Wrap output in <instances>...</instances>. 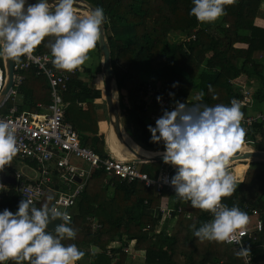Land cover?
Wrapping results in <instances>:
<instances>
[{"label": "trees", "instance_id": "16d2710c", "mask_svg": "<svg viewBox=\"0 0 264 264\" xmlns=\"http://www.w3.org/2000/svg\"><path fill=\"white\" fill-rule=\"evenodd\" d=\"M83 1L104 10L106 19L103 26L111 66L135 149L163 151L162 144L150 142L151 134L146 128V125L154 124L142 111L145 96L139 95L138 86L144 82V76L150 77L149 82L169 88L174 93L173 104L177 100L208 106L228 104L230 100L241 97L231 84L240 79H245L248 86L255 83L251 89L254 107L264 103V29L253 24L257 17L256 10L250 6L253 0H235V3L226 5L221 24H217V20L200 23L190 16L191 0ZM77 15L81 14L78 12ZM211 25L218 36L209 32ZM172 33L185 37L194 34V40L173 41L170 38ZM51 39L46 37L32 52L50 55L47 41ZM236 44H243L245 48L236 50ZM94 49L99 55L98 44ZM259 54H262L261 58L257 57ZM81 69L71 76L66 91L62 93L67 104L65 116L75 130L90 134L87 142L78 135L80 142L92 148L100 158H106L108 147L105 134L99 133L101 119L96 107L102 100L104 104L103 82L102 89L89 85L84 75L90 70L87 67ZM174 82L177 86L173 88ZM46 88L45 78L36 75L34 68H29L17 90L22 97L19 112L32 110L37 103L48 104ZM124 97L126 104L123 103ZM11 101H6L4 113L12 105ZM241 111L248 114L247 108ZM263 129L264 121H261L248 132L247 137H253L254 150L264 151V138L254 137ZM29 164L35 166L34 163ZM161 164H141L140 170L155 178ZM8 169L6 165L0 171V185L6 188L0 192V210L7 207L15 211L20 198L14 184L8 185L1 179V173ZM174 171L175 168L170 169V177ZM104 178L102 170L91 174L76 200L70 221L76 237L62 241L75 243L84 251L83 263L79 260L76 264H139V259L143 264H245L243 258L224 242H201L192 235L190 226L198 228L211 218L206 211L193 208L189 202L180 201L165 189L158 195L154 188H146L139 181L121 182L118 179H113L112 185L108 186L104 184ZM237 182V189L231 196L222 198V202L229 207L235 204L245 212V205L257 210L262 229L245 238L244 247L250 251L251 264H264V164L248 162L242 181ZM165 204L173 208L174 224L171 226L167 225V220L161 223L158 209ZM92 222L98 224L97 229L92 230ZM147 225L150 229L144 230ZM125 248H129V252Z\"/></svg>", "mask_w": 264, "mask_h": 264}, {"label": "clouds", "instance_id": "9594fccd", "mask_svg": "<svg viewBox=\"0 0 264 264\" xmlns=\"http://www.w3.org/2000/svg\"><path fill=\"white\" fill-rule=\"evenodd\" d=\"M235 0H191L189 15L200 23H212L226 14V5ZM100 6L77 15L74 0H0V60L20 63L46 37L51 64L57 70L72 73L88 60L97 46L105 22ZM176 82L172 87H176ZM211 87V86H209ZM174 93L169 92V96ZM202 95V94H201ZM199 99V97H198ZM158 103L161 97H156ZM241 105L232 99L228 104L212 106L175 101L171 110L146 125L152 143L162 144L158 151L165 164L175 168L165 182L174 195L193 208L207 211L211 218L192 235L199 241L235 242L242 245L238 232L247 224L248 214L237 205L222 202L237 189V177L228 169L229 161L244 136ZM18 151L17 136L11 121L0 119V171ZM241 182V181H240ZM239 182V183H240ZM60 218L54 229L46 226ZM71 216L55 206L36 207L29 198L18 201L15 211L0 210V264H76L85 255L75 243L76 231ZM250 251L240 246L235 253L247 257Z\"/></svg>", "mask_w": 264, "mask_h": 264}, {"label": "built area", "instance_id": "2783aa9c", "mask_svg": "<svg viewBox=\"0 0 264 264\" xmlns=\"http://www.w3.org/2000/svg\"><path fill=\"white\" fill-rule=\"evenodd\" d=\"M184 39L186 41L194 40V34ZM31 67L36 70V75L45 78L49 102L46 105L37 103L35 109L19 112L18 102L16 101L17 90L24 80V73ZM13 70V86L7 97L0 103V119L12 122L18 147L15 156L28 161L29 169L36 173L35 177H30L20 171L12 173L14 189L20 200L23 197L29 198L36 207H40L42 204L55 206L61 211H67L72 217L73 214L69 212V209L75 206L76 200L83 192L88 179L95 170L104 172L103 182L108 186L112 185L113 179H118L121 182L139 181L146 188H154L158 195L163 189L174 193L173 187L165 182V178H170V169H174L169 164L166 165L170 168L164 166L165 163L161 162L156 177L150 178L147 173L136 167L141 165L140 163H134L129 158L125 160L118 159L109 150L106 158H100L92 148L80 145L78 133L66 119L67 104L63 101L62 93L66 91V85L71 76L82 71L81 67L72 73H65L51 65L49 54H34L31 52L26 58H22L20 63L14 62ZM5 81V62L0 60V92ZM231 84L241 95L240 98L235 99L241 105V110L243 108L252 109L255 100L251 89L238 81H233ZM138 88L139 95L145 96L142 111L150 123L154 124L155 119L162 114V108L171 110L174 107L172 96H169L171 90L166 86L144 81ZM158 95L161 97L160 103L156 100ZM9 99L12 100V105L7 109V113H4L5 103ZM186 105L191 106L193 104L186 102ZM261 121H264V113L243 114L241 125L244 129V136L239 144L244 145L249 130L254 124ZM72 158L85 161L88 164V169L84 170L74 165L71 162ZM29 163H34L35 166ZM76 179L79 181L77 182ZM242 179H237V181H242ZM244 208L248 214V221L242 229L237 230L244 233L239 237L242 240V245L235 242H224L233 249L234 253L238 251L240 246H244L245 238L262 229V221L257 210L246 205ZM158 211L162 216V224L166 220H174L172 218L173 208L166 206V204L161 205ZM207 214L211 217L209 212ZM97 228L98 224L92 222V230ZM149 229V225L144 228V230ZM125 251L129 252V248H125ZM132 256L134 257V255ZM242 258L245 264H251L249 255Z\"/></svg>", "mask_w": 264, "mask_h": 264}, {"label": "water", "instance_id": "95a60500", "mask_svg": "<svg viewBox=\"0 0 264 264\" xmlns=\"http://www.w3.org/2000/svg\"><path fill=\"white\" fill-rule=\"evenodd\" d=\"M29 3H36L37 0H28ZM90 8H93L89 3L83 0H74V11L78 14V11L84 10L88 11ZM98 44V51L99 56L101 58V76L103 82V90H104V102L107 111V120L112 125L113 133L115 134L117 140L127 146L129 151L134 155L132 158H129L134 163H155V162H163L161 157L155 156L154 158L147 159L146 161H142L138 159V155L134 150L126 143L125 138L123 137V133L121 130V123H120V113L117 103L113 99V87L116 85L115 83V75L114 71L111 66V56H110V49L108 43L105 38L104 33V26H101L100 29V38L97 42ZM5 62V72H6V81L4 84L3 89L0 92V103L4 100L10 89L13 86V78H14V70H13V61L4 60ZM238 161H248V162H259L264 164V151H257V150H249V152H239L235 150L233 153V158L229 161L228 167L233 162ZM248 166V165H247ZM2 180L8 184H14V179L11 177H5L4 173L1 174ZM78 182L79 180L76 179ZM60 219L56 218L54 221H51L46 227L49 230L54 229L56 224H59Z\"/></svg>", "mask_w": 264, "mask_h": 264}, {"label": "rangeland", "instance_id": "374dc122", "mask_svg": "<svg viewBox=\"0 0 264 264\" xmlns=\"http://www.w3.org/2000/svg\"><path fill=\"white\" fill-rule=\"evenodd\" d=\"M83 11L84 10H80L78 12L81 15H83V14H85ZM222 20H223V16L222 17H219L217 19V24H221L222 23ZM226 26L227 25H224V27H226ZM209 32L212 33L213 35L218 36V34L215 31V28H214L213 25L209 26ZM170 38L173 41H180V40L184 39L185 36L179 35V33H172L170 35ZM88 57H89L88 60H86L85 63L80 66L82 68L83 67H87L90 70V73H87V74L84 75V80L89 85H91V86H93V87H95L97 89H102V76H101V66H100L101 58L96 53V49H92L88 53ZM258 58H261V57H258ZM142 80L143 81H148V80H150V77L149 76H144ZM238 82H240V81H238ZM240 84L244 85L245 87H247L249 89H252L253 88L252 85H254V83H253V84H251V86H248L244 80L241 81ZM113 88H114L113 89V99L117 103L118 108H119L120 123H121V130H122V133H123V137L124 138L126 137V138L130 139V141L134 142V140L130 137L129 132L127 130V126H126L127 125L126 124L127 122H126L125 112L123 111V109L120 106V98H119V94H118V90L116 88V85H114ZM125 100H126V98L124 97V99H123L124 102L123 103L126 104ZM102 101H100L99 102L100 104H97L96 107H97L98 118L101 119L100 120V123H98V125H99V131L105 134V141H106V137H107L108 131H109L110 128L112 129V125L107 120V111H106V107H105V102H104V104H102L101 103ZM260 106L261 107H257V109H255L254 111L261 110L262 112H264V103H261ZM247 112L250 113L252 111H251V109H248ZM76 132L78 133V135L80 137H83L82 138L83 140H85L86 142L89 141V139H90V134L89 133L84 132V130H79V129H76ZM258 138H264V129L262 130V133L255 135V139H258ZM252 141H253V137L250 135V138L247 137V141L244 142V145H242V144H239V145H242V147H244V150L243 151H247L246 149H248V150H254L253 149V142ZM79 142H80V140H79ZM80 145L85 146L81 142H80ZM71 162L74 165H76L79 168H81V169H84V170L88 169V164L85 161H83V160L72 158ZM239 164H246V165H248V161H238L234 165H230L228 167V169L232 172L234 166L239 165ZM7 166L9 168L13 169V170H19V171H21L23 173H28V174H30V176H32V172L29 169L30 168L29 165H27V163L24 160L20 159V158L14 157V159L11 160L10 163H9V165H7ZM164 166H167V165L165 164ZM136 167L140 169L141 166L140 165H137ZM247 168H248V166H247ZM247 168H246V170H247ZM246 170H245V172H246ZM4 190H6V188L3 185H0V192H4ZM69 212L71 214H74V212H75V206L71 207L69 209ZM172 224H174V222H168L167 225L168 226H171ZM138 254L140 255V258H141L142 253L140 252ZM83 259L84 258L82 257L81 258V260H82L81 262L82 263H83ZM135 262L137 263L136 260H135ZM139 264H143L141 259H139Z\"/></svg>", "mask_w": 264, "mask_h": 264}, {"label": "crops", "instance_id": "0c3cea01", "mask_svg": "<svg viewBox=\"0 0 264 264\" xmlns=\"http://www.w3.org/2000/svg\"><path fill=\"white\" fill-rule=\"evenodd\" d=\"M250 6L254 9V10H256V12H257V17H255V19H254V21H253V24H254V26L255 27H258V28H261V29H264V0H253V1H251L250 2ZM235 49L236 50H239L240 48H245V46L243 45V44H236L235 46ZM257 57H262V54H259ZM245 81V79H240L239 81L241 82V81ZM252 84L254 83V82H251ZM255 84V83H254ZM252 87H254V85H252ZM21 99H22V97L19 95V94H17V97H16V101L18 102V107H19V105H21ZM261 104H257L256 106H255V108L253 107V109H251V111L252 112H250V113H248V114H254V113H256L257 111H254L255 109H257V107H261L260 106ZM33 109H35V107L33 108ZM32 109V110H33ZM25 110H29V109H24L23 111H25ZM248 110V109H247ZM258 111H261V110H258ZM99 123H100V121H99ZM99 126V125H98ZM99 133H101L100 131H99ZM111 135L115 138V141L113 142L116 146H118L119 148H120V152H116V153H118L120 156H122L123 158H129V157H131L133 154L129 151V149L127 148V146H119L121 143L117 140V138H116V136H115V134H112L111 132L109 133V137H110V139H111ZM255 137V136H254ZM125 140H126V143L134 150V152H136V154L137 155H139V156H141V155H143V156H146V155H148V154H151V153H154V152H152V151H149V152H147V151H140V150H137V149H135L132 145H131V141H129L130 139H128V138H126L125 137ZM109 143H110V140H109ZM112 146H113V144H112ZM113 150V149H112ZM114 152H115V150H113ZM139 151V152H138ZM12 170V171H11ZM13 171H19V170H13V169H8V170H6V171H4L3 173H4V176L5 177H11L12 178V173H13ZM21 172V171H20ZM32 172V176H30V174H28V173H25V174H27L28 176H30V177H35L36 176V173L35 172H33V171H31ZM23 173V172H22ZM2 174V173H1ZM2 179V178H1ZM4 182V181H3ZM5 183V182H4ZM169 222H173V221H169ZM165 223V222H164Z\"/></svg>", "mask_w": 264, "mask_h": 264}, {"label": "bare ground", "instance_id": "6f19581e", "mask_svg": "<svg viewBox=\"0 0 264 264\" xmlns=\"http://www.w3.org/2000/svg\"><path fill=\"white\" fill-rule=\"evenodd\" d=\"M83 12L87 13V11H83ZM109 132H112V134H114L113 130L110 128L108 131L107 137H106V144L108 146V150L111 151L118 159H122V160L128 159V158H123L118 153H116V152H120V148L113 143L115 141V138L112 135H111V139H110ZM109 140H110V143H109ZM112 144H113V146H112ZM120 146H125V145L120 144ZM112 149L115 150V152ZM236 150H238L239 152H249L248 149H246L247 151H243L244 147H242V145H238ZM147 152H149V151H147ZM155 153L156 152L148 154L146 156H143V155L139 156L138 155V159H140L142 161H146L147 159H151V158H154L155 156H158V155H155ZM132 156H134V155H132ZM132 156L129 158H132ZM235 163L236 162H233V163H231V165H234ZM240 170H241V173H239ZM245 170H246L245 164H239V165L234 166L232 173L237 177L238 180H241L244 173H245Z\"/></svg>", "mask_w": 264, "mask_h": 264}]
</instances>
